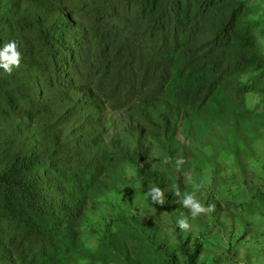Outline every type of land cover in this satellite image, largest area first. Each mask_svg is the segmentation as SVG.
I'll list each match as a JSON object with an SVG mask.
<instances>
[{
  "label": "trees",
  "instance_id": "1",
  "mask_svg": "<svg viewBox=\"0 0 264 264\" xmlns=\"http://www.w3.org/2000/svg\"><path fill=\"white\" fill-rule=\"evenodd\" d=\"M10 41L21 59L0 71V264H204L215 231L216 257L264 261V0H0ZM206 117L219 128L205 141ZM223 133L217 176L189 177L204 166L190 148ZM211 182L220 192L198 197L215 205L214 231L155 246L153 220L182 212L172 185ZM153 185L165 205L144 198Z\"/></svg>",
  "mask_w": 264,
  "mask_h": 264
},
{
  "label": "rangeland",
  "instance_id": "2",
  "mask_svg": "<svg viewBox=\"0 0 264 264\" xmlns=\"http://www.w3.org/2000/svg\"><path fill=\"white\" fill-rule=\"evenodd\" d=\"M205 119H206L205 124L207 125V128L205 129V136L211 137L214 135L215 130L218 129L219 126H216V119H214L212 117H206ZM217 138H218V141L221 142V145H216L215 148H211V147H210V149L199 148L198 150H196L194 148H190V153L192 156L195 157V159L197 160L196 162L197 163L203 162L206 169L203 165L194 166V164H193L194 167L190 169V173L188 175L189 177L195 176V175H200V177H202L204 179L207 178L208 180H210L212 178L211 176H213V177L217 176L215 170L211 169L210 167H214L216 161H218L216 159V156H220V155L225 153V150H224L225 145L222 143H225V140H228L229 136L228 137L227 136L222 137L221 135H218ZM204 140L206 141V139H204ZM206 162L209 163L208 166L206 165ZM196 182H197V180L195 179V183ZM186 183H188V178H186ZM220 184H221V182H218V185H220ZM213 188H217V186L214 185ZM220 188H221V186H218L216 191H214V189L211 188V190L206 191V193L209 192L211 194H216V193L218 194L220 192ZM192 190H193V187H192ZM200 194L201 193H199V195ZM203 195H204V193H203ZM176 205H177V207H180V205L178 203ZM220 209L222 210L221 216L227 217L228 213H226V208L224 206H222ZM185 212H187V211H185ZM181 214H185L183 208H182ZM181 214L179 216H181ZM229 214H230L231 218L233 219L235 217L236 213L234 211H230ZM205 219H206V215H201L200 217H197L196 219H190L189 220L190 230L187 232H181L179 229L175 228V219H172L170 221V224H173L170 227H169V225H163V219L153 220V221H155V224L158 225V227H159V233H158L159 236L157 234L155 235V238L153 240L154 245L155 246L159 245V241H160L159 237H162V236H164L167 239V243L170 245L172 243V241L174 240L175 235L179 236L181 239H185L188 237L191 239V241L193 243H195V242L199 243L197 238L199 236L198 234L200 233L201 227H204L206 225V227L203 228L206 230V232H209L211 229L214 228L215 222L209 221V223L207 224V221ZM167 220H169V218ZM213 231H214V229L212 230V232ZM171 233H172V235H171ZM151 235H152V233H150V236ZM214 235H215V237H214ZM216 237H217L216 231H215V234H213V233L209 234V239H208V236L204 235L203 239L200 241V243L203 246L204 252L199 257V262L200 263L203 262L204 264H232L231 262H229L230 259L228 257V255L232 256V254L230 252H228V253L225 252L224 254L218 253L219 257H216V255H215L216 253L212 252V249L217 251V248L219 246V240H216ZM221 239H222V243H229V245H231V244L235 243L236 236L233 237V235L231 234L230 236L228 235V236H224V237L220 238V241H221ZM227 239H229V241H227ZM141 243L144 245L146 243V239L142 238ZM222 246H224V245H222ZM153 254L154 255H152V256H156L157 258H160L161 256H163V254L160 252H154ZM251 254L253 255V253L250 252L247 248H244L239 253H237L235 258H233V264H260V263H264V261H261V260L259 262H257V260H259V259L250 260L252 257ZM262 259L264 260V257H262Z\"/></svg>",
  "mask_w": 264,
  "mask_h": 264
},
{
  "label": "clouds",
  "instance_id": "3",
  "mask_svg": "<svg viewBox=\"0 0 264 264\" xmlns=\"http://www.w3.org/2000/svg\"><path fill=\"white\" fill-rule=\"evenodd\" d=\"M20 59H21L20 53L19 51H17L16 43L14 41H10L7 44L3 45V47H0V71H2L3 73L11 74L13 68L19 66ZM204 119L202 120L201 124H205L206 120ZM217 130L218 129L215 130L214 134L217 133ZM200 135L202 139L204 138L207 140L209 138L208 136H205V133H202ZM220 135L222 137H226L224 133ZM177 140L179 141L180 145L183 147L186 153V147L188 146L187 140L184 139L183 135L180 133L177 135ZM184 158L186 159V155L184 156ZM216 159H218V156H216ZM183 163H184V160L182 158L176 159L174 161L175 168L179 170L181 165H183ZM189 173H190V170L188 171V174ZM182 183H186V178L183 179ZM214 185L217 186L218 185L217 182H213V183L211 182L210 184H205L204 187H202L201 184H195L193 185V190L191 188L190 191H185L183 193L181 192L178 185H172V188H171L172 195L178 198L177 203L180 205V207L187 210V213L181 214V216H178L176 218L175 220L176 229H179L181 232H187L190 230V222H189L190 219H196L197 217H200L201 215L211 214L214 212L215 210L214 204H211V203L206 204L202 202V200L198 197L199 191H201L202 196L209 195V192L206 193V191H210L211 188L214 189V191H216L218 186L217 188H213ZM165 191H166L165 189L157 185H153L150 189H148L146 192L143 193V196L144 198L148 199L150 204L163 206L166 203ZM202 192L204 193V195ZM163 225H169V227L171 226V224H168L165 222H163ZM200 230L204 231L202 227ZM158 233H159V229H158L157 235ZM162 237H159L160 241ZM176 237L177 236L175 235L174 240L172 241L170 245H173L175 243Z\"/></svg>",
  "mask_w": 264,
  "mask_h": 264
}]
</instances>
